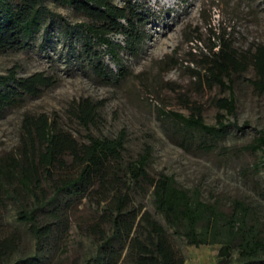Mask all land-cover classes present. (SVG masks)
Wrapping results in <instances>:
<instances>
[{
	"label": "trees",
	"instance_id": "1",
	"mask_svg": "<svg viewBox=\"0 0 264 264\" xmlns=\"http://www.w3.org/2000/svg\"><path fill=\"white\" fill-rule=\"evenodd\" d=\"M48 1L70 7L81 20L72 23L52 10ZM147 2L0 0V53L31 48L33 38L43 28L50 35L46 23L51 19L75 60L106 82L125 78L129 74L120 52L136 56L151 38L147 25L153 11ZM226 34L216 35L202 63H197L200 68L192 70L203 86H217L229 93L215 100L220 111L217 125H207L197 106L191 107L189 116L163 113L171 121L166 134L185 150L194 148L196 133L210 138L199 146L211 151L220 147L219 141L231 127H248L247 123L240 127L236 121L228 122L221 112L236 115L235 87L250 68L254 71L249 79L252 87L258 94L264 93V45L243 52ZM118 35L122 41L115 40ZM108 56L117 70L107 64ZM56 83L53 76L40 72L20 77L17 69H11L0 74V115L21 107L28 98L41 96ZM74 114L87 130L99 118L98 108L89 99L80 102ZM86 136L80 141L47 114H24L18 146L0 155V264L23 248L19 232L3 222L2 210L7 209L9 200L18 202L17 220L35 239L36 255L46 260L24 253L18 264H49L84 201L97 208L93 225L86 232L98 245L95 264H184L185 257L168 229L147 208L136 205L139 197L150 194L156 212L175 235H183L195 246L221 244L220 264H227L233 253L238 254L241 264H264V224L248 204L236 202L226 211L218 203L204 201L199 189L181 186L174 176L163 171L152 173V151L145 148L128 159L123 132L115 137L91 132ZM245 148L253 155L262 153L254 170L264 166V131Z\"/></svg>",
	"mask_w": 264,
	"mask_h": 264
},
{
	"label": "rangeland",
	"instance_id": "2",
	"mask_svg": "<svg viewBox=\"0 0 264 264\" xmlns=\"http://www.w3.org/2000/svg\"><path fill=\"white\" fill-rule=\"evenodd\" d=\"M145 1L153 11L147 25L151 38L136 56L120 52V61L129 74L125 78L106 82L87 65L75 60L60 36L57 23L51 19L46 23L50 35L43 28L33 38L31 48L0 53L1 75L17 69L20 77L40 72L57 81L55 87L45 90L41 96L28 98L21 107L9 108L0 115V155L18 146L22 119L27 112L49 115L61 129L72 132L80 141L86 140L88 132L111 137L123 132L128 159L149 148L152 173L163 171L174 176L181 186L199 189L204 201L218 203L226 211L236 202H244L264 224V166L254 170L262 153L253 155L245 148L259 131H264V93L258 94L251 85L253 69L236 84V115L221 112L228 122L236 121L240 127L247 123L248 127H231L219 141V148L203 150L200 143H208L210 138L201 133L195 134L194 148L185 150L176 145L166 134L171 121L163 114L175 111L189 116L191 107L197 106L207 125H217L220 111L215 100L229 93L217 86H203L192 70L200 68L197 63H202L208 45L221 32L227 33L243 52L264 45V0ZM48 5L72 23L81 20L70 7L53 1H48ZM115 40L122 41L123 37L118 35ZM107 58V64L117 70L110 57ZM84 99L98 108V121L90 130L74 114ZM153 201L150 194L139 197L136 205L147 208L168 229L175 246L185 257L184 264H220L221 244H189L183 235H175L168 227L164 217L156 212ZM8 202L7 209L2 210L3 222L19 232L23 248L2 264H18L24 253L46 262L43 256L36 255L35 239L17 220L18 202ZM96 212V206L86 201L76 209L71 229L49 264H95L98 245L86 232L93 225ZM233 254L227 264H241L238 254Z\"/></svg>",
	"mask_w": 264,
	"mask_h": 264
}]
</instances>
